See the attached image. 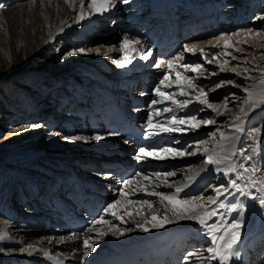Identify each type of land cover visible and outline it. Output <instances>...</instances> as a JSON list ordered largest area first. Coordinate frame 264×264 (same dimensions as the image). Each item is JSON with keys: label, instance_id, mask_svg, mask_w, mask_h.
<instances>
[{"label": "bare ground", "instance_id": "6f19581e", "mask_svg": "<svg viewBox=\"0 0 264 264\" xmlns=\"http://www.w3.org/2000/svg\"><path fill=\"white\" fill-rule=\"evenodd\" d=\"M15 1L18 0H0V5L6 7L5 5ZM188 1L201 7L200 14L193 20H190L185 12H181L184 3ZM261 1L129 0L128 3H124L123 0H115V6L103 15L92 14V10L87 7L89 0H85L83 9L79 7V0H70V3H65V0H29L7 8L0 7V13L4 16L5 30L11 33L10 35L17 32L5 43H10L11 49L22 44L27 51L24 67L19 73H28L31 75L30 79L43 77V81H46L51 78L45 75V71L48 70L47 63L36 73L31 74L28 71L29 66L37 65V61L42 59L50 45L52 47L48 52L52 53L53 67L49 70L50 73H55L51 78L52 86L46 91L50 102L48 109L45 111V106H42L47 98L45 91L35 96L18 92L17 106L22 107L23 116L20 119L24 122H20L22 125L19 132L14 131L15 127L10 125L11 122L5 125L9 135L15 133L16 138L24 136L29 138L22 142L24 150L11 152L6 155L7 157L5 156L6 158L0 159V234H7L10 237L0 241V264H56L57 260L63 261V264H81L80 253L76 256H72L71 253L73 249L79 247L83 236L80 240H68L67 237L72 233L58 221L60 209L71 207V203L62 197L63 189L68 187L67 196L72 197L70 194L72 193L78 199L84 197L81 194L84 193L86 195L84 202L92 204L93 199L88 194L93 192L99 197L94 204H106V208L108 204L120 198L118 193L123 189L122 183L112 177V172L119 166H124L133 172L128 178L134 180L133 184L130 189H123L129 191L128 199H147L153 202V207L149 209L144 206L140 216H136L134 212L131 217L125 216L126 223L123 224L110 214H106L105 208L102 209L100 217H104L111 224L97 225V228L107 231L108 234L100 240L96 245V251L90 253L84 264H102L105 260H111V257L115 260L124 259L126 256H132L131 252L124 254L130 246L139 244L156 246L159 239L166 235L184 236V242L180 244L181 248L196 242L197 248L194 252H203L204 256L209 255L203 250L212 246L211 241L194 221L179 220L162 229H152L149 226L148 232L140 231L137 225L142 217H150L153 214L163 216L167 207L166 203H160L158 197L147 196L143 189L146 187L148 191L174 193L178 186L184 184L188 177L201 167L205 159L202 155L204 148L215 149L225 156L235 151L237 154L229 159L237 165L243 163L245 167H251L255 164L264 169V105H258L243 118V131L236 132L231 125V121L240 114L239 107L235 103L239 102V106L247 107L240 100H233L232 95L246 99L244 89L253 84L258 86L257 91L260 90L259 81L262 79L260 70L264 69V19H259L264 17V10L259 9ZM194 9L196 8L193 7L191 11ZM81 11L84 13L82 20ZM233 26L237 27L232 28ZM188 27L190 31L183 34V30ZM249 28L260 32V37L249 40L246 44H237V40L244 39V32L241 30ZM237 31H241V35L232 37L234 48L227 50L231 55H224V39L219 38H227L228 34ZM125 36L141 41V45L137 46L139 51L151 52L147 60L141 59L138 55L131 60V63L125 59V53L119 49V44ZM65 39L72 41L70 44H73V47L67 45ZM170 39L174 40L170 46L182 43L183 47L157 50L161 55L156 57L157 61L155 64L152 62L149 68L151 56L156 50L155 45ZM185 44L196 45L197 49L203 50L207 58L199 51L195 55L184 52ZM80 49L85 51L80 52ZM96 49H99V55ZM129 55L134 53L129 52ZM180 55H183V59L176 61L178 65L199 63L206 71L184 73L182 67H177L169 76L173 82L172 87L164 88L160 85V80L168 74L167 64H162L160 67L155 65L162 60H174ZM213 55L217 56V60L207 63V59H211ZM233 56L237 59H232ZM117 60L125 66L118 67ZM225 60L229 61L227 65L224 64ZM222 67L224 71L220 70ZM233 68L235 71L232 70ZM245 68L249 70L247 73L244 71ZM176 72L189 77L199 76V79L193 80V83L204 87L208 92V100L218 104L223 114L213 112L206 105L199 104L191 90L187 97L177 96L178 100H192V103L182 110L172 104L171 100L153 105L151 101L159 99L155 95L157 86L165 92H178L175 86ZM222 81H233L239 86L225 83L222 87H214ZM144 82L151 87L147 94H141L139 83ZM136 85L137 88H132ZM213 88L214 90L209 91ZM54 95L62 96L58 99L60 102L58 110L68 112L69 115L76 112L77 114L71 115L70 120L66 122L46 119L50 105L54 103ZM78 95L82 98L78 99ZM118 96L124 97L128 106H135L134 109L129 110L145 129L150 114L153 115L154 124H166L173 112L178 117L186 114L195 115L198 120L212 119L216 123L201 124L193 131L162 133L159 136L146 137L143 145L176 149H184L187 145H192L187 150L195 152L194 155L169 157L163 160L147 158L145 161H137L135 159L137 150L116 131L110 129L112 121L105 120L107 110H103L105 107L101 106V103ZM226 97L229 99L227 109L224 106ZM95 107L98 108L93 115L85 113L86 109ZM164 107H170L173 111L162 112L158 116L154 114ZM36 108L44 112L41 114L35 112ZM53 109L54 107L51 111ZM11 113L18 118L17 109L13 108ZM31 124H40L42 127H28ZM10 129L13 131L9 132ZM27 131L30 134H26ZM20 132L22 135H19ZM221 133L226 137L223 140ZM74 135L88 137L89 140L85 143L66 139ZM95 135L104 138L99 141L91 139ZM205 139L207 144H198L200 151H196L197 142ZM4 153L0 157L5 155ZM245 155L252 156V160L245 161ZM41 160H44V164H41ZM104 165L110 169H102ZM21 166L32 169L33 173L17 171ZM156 171H171L175 172V175L167 179L150 175ZM107 172L108 175L105 176ZM137 172L141 174L139 177L135 176ZM144 175L149 176L148 180L143 179ZM168 181L171 184H167ZM226 183L222 172H217L213 166H208L207 171L188 181V187H185L179 195L181 198L214 195L211 186L226 185ZM56 185L59 190L55 191ZM13 186L22 188L18 192L19 197L22 194L24 195L22 197L32 194L31 201L34 202L28 204V201L26 202L30 207L29 211L22 209L25 204L21 209V206H13L14 202L10 198V188L13 189ZM41 189H44L45 193L50 190L48 198L43 199L45 196L42 198L38 196L36 199L35 193H40ZM132 192L135 194H131ZM56 193L59 196L54 198ZM252 195L258 193L253 190ZM221 200L226 207L218 209L219 215L213 217V220L217 222L223 220L228 224L239 220L240 210H232V205L241 201L245 208L250 204L252 217L255 219V226L250 225L247 219H242L240 239L236 246L240 254L239 259L233 258L229 264H264V208L258 201L242 197L238 193L226 198L221 197ZM167 215L175 219L171 212ZM48 225L50 226L46 230ZM112 225L124 230L126 234L114 235ZM253 229L258 231L260 236H256ZM47 234L51 236L48 237ZM88 235L93 239L97 238L95 232ZM61 238H64L63 242H60ZM141 248L145 247L141 246ZM45 252L52 258L45 256ZM178 264L185 262L180 258ZM190 264H211V261L193 257L190 259Z\"/></svg>", "mask_w": 264, "mask_h": 264}, {"label": "snow or ice", "instance_id": "6c2138e0", "mask_svg": "<svg viewBox=\"0 0 264 264\" xmlns=\"http://www.w3.org/2000/svg\"><path fill=\"white\" fill-rule=\"evenodd\" d=\"M124 3H128L129 0H123ZM65 3H70V0H65ZM71 6V5H70ZM115 6V0H89L87 7L92 10V14L103 15L106 11H108L111 7ZM79 7L83 9L85 7V0H79ZM80 19H84V13L81 11ZM264 19V17L259 18ZM244 32V39L237 40L236 43H248L249 40L260 37V32H255L253 29L249 28L247 30H241ZM241 31H237L231 34H228L227 38L220 37L219 39H224L223 48L225 49L224 55H231V53L227 52L228 49L234 48L231 39L233 36L239 37L241 35ZM141 45V41L138 39H130L125 36L122 42L119 44L120 51L125 53V59L131 63V60L135 58V56H140L141 59L147 60L151 55V52H140L137 46ZM217 47L219 45H213ZM239 51V49H235ZM80 52H84V49H80ZM99 55V49L95 50ZM197 51L200 52L202 56L206 57V54L202 49H197L194 44H185L184 52L191 53L195 55ZM129 52L134 53V55H129ZM183 59V55L176 56L174 60L168 61H160L159 64L155 65L156 67H160L162 64H167L168 74H165L163 78L160 80V85L164 88L172 87V81L169 79L170 74L176 70L177 67H182L184 73H202L205 72L206 69L199 63H184L182 65H178L176 61H180ZM232 59H237V57L233 56ZM217 60V56L213 55L211 59H207V63H213ZM229 63L228 60L224 61V64L227 65ZM118 67L123 68L125 66L120 60L116 61ZM224 71L225 69L222 67L220 69ZM235 71V68L232 69ZM245 73L249 70L247 68L244 69ZM261 77L262 79L259 81L260 90L257 91V85H249L245 87L244 91L246 93V99L242 97H236L235 94L232 95L233 100H240L243 105L247 107L239 106V115H237L232 121L231 125L233 130L236 132L243 131V118L249 115V112L254 110L258 105H264V69H261ZM214 75L215 73H211ZM248 78V77H246ZM199 79V76L189 77L187 75H182L180 72H176L175 86L178 89V92H165L161 90L160 86H157L155 90V95L159 99L152 100L151 103L153 105L163 104L165 100H171L172 104L176 105L179 109L186 108L189 104L192 103L191 99L178 100L177 96L187 97L189 96L190 90L194 93V98L201 105H206L207 108L211 109L213 112L218 114H223L220 112L219 105L208 100V92L205 91L203 86L198 84H194L193 80ZM225 83H232L235 85L233 81H222L219 84H216L214 87L219 88L222 87ZM198 89V91H196ZM214 90L209 89V91ZM229 103V99L226 97L224 101L225 109H227V104ZM202 110V109H200ZM173 110L170 107H164L162 110L156 111L155 115H160L162 112H172ZM216 121L209 120H198L195 115H184L182 117H178L173 114L167 120V123H153V115H149L147 119V128L145 130L146 137L159 136L162 133H172V132H187L197 130L201 124H215ZM182 126H187L182 127ZM30 128H40L42 125L40 124H31L28 125ZM15 132H19L20 129H14ZM104 137L101 135H95L91 137V139L99 141ZM225 135L221 133V140L225 139ZM66 139L71 141H82L87 143L89 138L84 136H69ZM127 142V141H126ZM176 143H179L176 141ZM203 143L207 144V140H202L197 142L196 151H200L198 144ZM192 145H187L184 149H176L173 147H160L157 148L155 146H140L136 152L135 159L137 161H145L147 158L163 160L169 157H183L185 155H194L195 152H189L187 149L191 148ZM220 147V146H217ZM237 153L235 151L230 152L227 156L222 155L220 152H217L215 149L204 148L202 155L205 159L202 162V165L199 169L192 173L191 176L188 177L187 181L178 186L174 193H163L157 191H148L145 187L143 191L149 197H158L161 204L167 205L165 208V214L163 216L151 215L150 217H142L141 221L138 222V229L142 232H148L150 227L152 229H162L166 225L174 223L179 220H188L194 221L199 227L204 231L205 235L211 241V247L204 249L209 255L204 256L203 252H189L187 257L185 258V264H190V259L195 257L198 260H218L219 264H229V261L233 258L239 259V251L237 249V244L240 239V230L242 227V219H243V210L244 204L243 202H238L232 205V210L239 209L241 219L235 220L233 223H226L223 220L217 222L213 220V217L219 215L218 209L225 208V203L221 200V197L226 198L227 196H231L234 193H238L240 196L252 199L254 201H258L260 206L264 208V169L257 167L253 164L251 167H245L243 163L237 165L234 161H231L229 158L235 156ZM243 155V153H240ZM245 161H251L252 156L245 155ZM208 166H213V168L217 172H222L224 178L227 183L221 184L220 186H211L214 195H195L188 198H181L180 193L184 190L185 187H188V181L194 180L195 177L199 176L201 172L207 171ZM141 174L139 172L135 173L136 177H139ZM150 175H154L157 178L163 177L167 179V177H171L175 175V172H160L156 171L151 173ZM149 176L144 175L143 179L148 180ZM133 179H125L122 180L121 183L123 185V189H130V186L133 184ZM121 190L118 195L119 199H116L113 203L107 205L104 209L106 214H110L114 219L119 220L120 223H126L125 216H133V212L136 216L141 215V211L144 206L151 209L153 207V202L147 199H137L131 200L128 199L129 191ZM253 190H255L258 195H252ZM131 194H135L132 192ZM139 206V207H135ZM131 208V210H130ZM171 212L172 217L170 218L167 213ZM209 221H212L209 223ZM110 225L111 222L105 220L104 217H100L99 219L93 221L92 226L88 227L85 232L77 233L73 232L71 236L67 237L68 240H80L81 236L83 239L81 240L79 247L72 250L71 255L76 256L77 253H80L79 259L81 264H84V261L87 260L90 253L96 251V245L102 240L108 233L107 231L101 230L97 228V225ZM150 226V227H149ZM112 227L113 234H118L119 236H124L126 232L119 227L114 225ZM96 233V239H93L92 236L88 235L89 233ZM10 239L7 234H0V241ZM64 238H61L60 242H63ZM31 247V246H29ZM30 255L32 253H29ZM45 256H49L48 253H44ZM49 258H52L49 256ZM56 264H63V261H56Z\"/></svg>", "mask_w": 264, "mask_h": 264}, {"label": "rangeland", "instance_id": "374dc122", "mask_svg": "<svg viewBox=\"0 0 264 264\" xmlns=\"http://www.w3.org/2000/svg\"><path fill=\"white\" fill-rule=\"evenodd\" d=\"M23 1L27 2L29 0H18V1L10 3L9 5H5L6 7H3L2 5H0V7L7 8L9 6H14L16 4H19ZM259 9L264 10V0H262L259 3ZM4 25H5L4 16L0 13V144L3 143L2 145H0V155L4 153V150L6 151L4 153L5 155L0 157V159L6 158L7 157L6 155H8L11 152H18V151L24 150V147L22 146L24 143L22 142L29 138V136L16 138L17 135H15V133H12V135H9L7 133L8 129L5 128L6 127L5 125H7V123L9 122H11L10 125H13L15 129L21 128L22 124H20V122H22L23 120L20 118H22L23 114L21 113L22 107H20V105L17 106L18 104L17 93L18 92L21 94L28 93L30 95L35 96V95L41 94L42 91H45L44 94L47 95V98H45V102L42 104V106L43 105L45 106V111H46L47 110L46 108L49 106V103H50L48 100V93L46 94V91H48V89H50L49 87L52 86L51 78H53L55 74V73L54 74L50 73V70H49L51 69V67H53V59L51 56L52 53L48 52L50 48L52 47L51 45L47 47L42 59L37 61L38 62L37 65L35 66L32 65L28 67L29 73L33 74V72L36 73L39 69H42L41 67L45 63H47L48 70L45 71V75H47L48 78L49 77L51 78H49L46 81H43L44 80L43 77L41 78L34 77V79H30L31 75H28V73H25V74L19 73V70L22 69V67H24V63H25L24 61L26 60L27 51L25 49V46H23L22 44L20 46L13 47L12 49L14 52L12 51L11 48H9L10 43L7 44L5 42H7L8 39H11L12 35L14 36L17 32L10 35L11 33L5 30ZM235 27L237 26H233L232 28H235ZM71 42L72 41H70L69 39L66 41L67 45L73 47L72 46L73 44H70ZM247 49L249 50L250 47ZM151 63L148 64L149 68L151 67ZM238 103H235V104L238 105ZM13 108L17 109L19 113V116L17 114L18 118H15L14 116H12L13 114L11 112H13ZM8 111L9 113H7ZM40 112L42 113L44 111H40ZM54 112L55 111H53L52 113H47L48 117L46 119H51L53 117L52 115L54 114ZM57 122H61V121H57ZM10 131H13V129H10L9 132ZM21 133L22 132H20L19 135H22ZM27 133L30 134L29 131H27L26 134ZM40 162L41 164L42 163L44 164V160H41ZM18 170H20L21 172L27 171L29 173H33L32 169L28 170L26 166H21L20 168H17V171ZM167 184H171V182L168 181ZM26 211H29V210L27 209ZM49 226L50 225L46 227V230H48L47 228ZM11 235H14V234H11ZM47 236L50 237L51 235L47 234Z\"/></svg>", "mask_w": 264, "mask_h": 264}]
</instances>
